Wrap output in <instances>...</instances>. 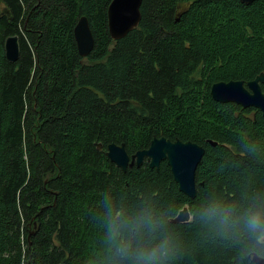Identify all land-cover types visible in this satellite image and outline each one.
Here are the masks:
<instances>
[{"label":"trees","instance_id":"1","mask_svg":"<svg viewBox=\"0 0 264 264\" xmlns=\"http://www.w3.org/2000/svg\"><path fill=\"white\" fill-rule=\"evenodd\" d=\"M112 1L0 0V264H82L96 230L88 210L109 187L132 200L155 194L178 212L188 205L167 161L125 173L107 156L112 143L130 156L154 138L204 147L198 194L242 180L264 186V152L240 151L249 139L264 148L263 114L211 95L215 83L247 84L264 71V0H143L138 28L119 41ZM81 17L96 42L87 58L74 36ZM229 159L239 163L222 168ZM196 230L183 227L191 252L182 264H235Z\"/></svg>","mask_w":264,"mask_h":264},{"label":"clouds","instance_id":"2","mask_svg":"<svg viewBox=\"0 0 264 264\" xmlns=\"http://www.w3.org/2000/svg\"><path fill=\"white\" fill-rule=\"evenodd\" d=\"M242 155L254 158L264 148L241 141ZM232 159L222 163L235 168ZM192 199L182 213L176 202L155 194L134 200L103 190L88 216L95 225L92 251L82 264H182L191 252L183 227L195 225L201 245L220 246L235 257V264H264V186L242 180L235 188L209 190Z\"/></svg>","mask_w":264,"mask_h":264},{"label":"water","instance_id":"3","mask_svg":"<svg viewBox=\"0 0 264 264\" xmlns=\"http://www.w3.org/2000/svg\"><path fill=\"white\" fill-rule=\"evenodd\" d=\"M243 4L251 5L256 0H240ZM143 0H113L108 9L109 33L114 41H119L138 28L141 19ZM79 54L86 58L95 48L93 35L87 17H81L74 29ZM6 57L10 62H17L20 58V43L18 36H11L5 43ZM264 71L253 81L245 84L243 81L219 82L211 88V95L216 102L234 103L244 109L251 107L260 110L264 116ZM216 147L217 142L209 141ZM204 147L193 142H175L166 138H154L149 149L138 151L130 156L124 144L112 143L108 146L107 156L123 171L134 166L141 167L147 162L151 169L160 170L162 162L167 161L179 191L186 195H194L192 188L197 189V169L205 156ZM204 185V184H202ZM187 196V195H186ZM189 197V196H187ZM192 199L191 197H189ZM188 205L179 212L182 213Z\"/></svg>","mask_w":264,"mask_h":264},{"label":"bare ground","instance_id":"4","mask_svg":"<svg viewBox=\"0 0 264 264\" xmlns=\"http://www.w3.org/2000/svg\"><path fill=\"white\" fill-rule=\"evenodd\" d=\"M87 58V57H86ZM263 85V84H262ZM251 108H254V107H251ZM255 109H257V108H255ZM258 110V109H257ZM260 111V110H259ZM262 113V112H261ZM135 167V166H134ZM142 167V166H141ZM133 168V167H132ZM138 168H140V167H138ZM127 171H128V169H127ZM127 171H124L125 173L127 172Z\"/></svg>","mask_w":264,"mask_h":264},{"label":"flooded vegetation","instance_id":"5","mask_svg":"<svg viewBox=\"0 0 264 264\" xmlns=\"http://www.w3.org/2000/svg\"><path fill=\"white\" fill-rule=\"evenodd\" d=\"M261 86H262V85H261ZM251 115H252V117H253V118L255 117V113H254V112H252V114H251Z\"/></svg>","mask_w":264,"mask_h":264}]
</instances>
